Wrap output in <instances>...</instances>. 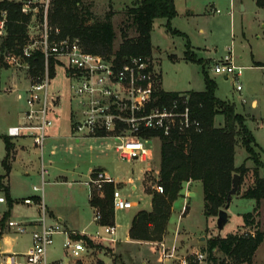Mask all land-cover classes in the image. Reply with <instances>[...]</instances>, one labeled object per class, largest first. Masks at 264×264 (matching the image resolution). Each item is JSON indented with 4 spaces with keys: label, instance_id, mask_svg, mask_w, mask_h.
Masks as SVG:
<instances>
[{
    "label": "rangeland",
    "instance_id": "rangeland-1",
    "mask_svg": "<svg viewBox=\"0 0 264 264\" xmlns=\"http://www.w3.org/2000/svg\"><path fill=\"white\" fill-rule=\"evenodd\" d=\"M88 1L94 3V12L100 17L110 8L116 11L113 21L118 34V45L122 41L120 28L126 17V9L136 0ZM176 6L178 14L171 20L170 27L167 19L158 18L152 31L151 58L155 62L161 86L167 91L204 90L205 74L208 73L217 82L216 96L234 104L236 112L245 117L262 163L258 168L259 174L264 177V66H257L258 63H264V8L259 7L256 0H176ZM189 50L196 55L197 61L187 59L186 52ZM231 50L236 64L243 66V73L239 77L218 74L214 70L216 61L224 58ZM25 78H29L28 73L15 70L0 58V174L5 173L2 166L5 155L2 132L8 126L19 124L25 110L24 100L19 99L17 91H11V88L21 89L23 84H27ZM69 84V80L64 78L63 70H57L51 90L60 98L57 107L59 117L55 120L57 126L53 127L55 136L48 140L45 149L44 162L48 174L44 186V202L53 209L58 222L63 218L60 222L62 229L83 230L94 235L101 228L95 219V210L89 204L90 186L85 182L90 180L91 171L95 168L106 171L120 180L118 187H126L123 193L130 195L129 198L138 203L128 210H116L117 234L124 241L134 215L139 210L152 209V191H156L154 186L158 183L159 176L160 141L155 140L148 162L122 159L115 149L113 139L83 138L77 141L71 136V115L77 102L69 98ZM239 84L242 86L241 90L237 89ZM255 99L258 101L257 105L253 104ZM216 124H224L223 115L216 117ZM53 149L55 153L51 155L50 151ZM39 157L40 155H34L30 163L14 164L10 175L14 197L42 196V191L34 190V186L42 187ZM247 157L245 148L238 147L236 164L239 166L246 163L249 170L242 180L239 192L232 197L228 208L231 218L224 229L220 231L217 228V216L205 214L203 185L200 181H195L189 188L185 186L183 197L174 202L171 220L162 239L166 242L177 239L180 254L190 255L192 252H204L202 249L206 247L207 240L213 236L225 237L240 230L242 233L256 231V226L244 228V214L253 212L257 203L254 199L243 197L246 188L254 183V172L257 170L254 160ZM57 175L67 176L70 183L55 184ZM129 178L135 180L138 186L136 190L124 183ZM187 191H194L195 195L189 196ZM0 196H5L2 190ZM185 204L187 210L182 213ZM6 205L7 202L0 204V211ZM34 208L31 210L35 213L36 207ZM261 211V218H256V221L259 229L264 231V200ZM31 217L13 219L29 222ZM14 234L20 237L16 248H26L29 234ZM203 237L205 239H201ZM65 238L64 233L54 236V243L47 251L50 261L58 260L60 264L65 262L67 256H72L64 246ZM119 245L109 248L102 244L99 249L89 253L98 262L97 257L101 253L110 257L115 264H161V250L154 242ZM171 264L179 263L174 261ZM252 264H264V240Z\"/></svg>",
    "mask_w": 264,
    "mask_h": 264
},
{
    "label": "trees",
    "instance_id": "trees-1",
    "mask_svg": "<svg viewBox=\"0 0 264 264\" xmlns=\"http://www.w3.org/2000/svg\"><path fill=\"white\" fill-rule=\"evenodd\" d=\"M264 8V0H256ZM94 3L88 0H52L49 11L50 24L60 31L58 37L79 38L83 48L91 53L107 57H116L123 62L133 55L152 57V31L158 18H165L170 27L171 20L177 16L175 0H136L126 9V17L121 25L122 41L116 45L117 31L114 26L116 11L110 8L105 15L94 12ZM6 17L7 34L0 38V58L5 49L21 51L29 41V23L31 15L21 10L20 3L0 0V19ZM189 60L197 61L194 53L186 52ZM201 61V60H200ZM35 68L29 74H38L43 66V56L37 52L29 59ZM257 66H264L258 63ZM51 75L55 76L52 63ZM159 77V75H158ZM206 88L185 92L167 91L157 80L156 104L170 105L174 99L188 97L191 116L200 123V127L173 130L170 135L162 131L146 130L145 136L158 135L160 140V164L158 183L164 191H152V209L139 210L130 226V237L134 241L162 240L171 220L174 202L183 197L185 184L200 181L203 185L205 214L218 216L219 210L227 204L228 193L232 188L235 173L240 174L241 183L249 167L246 163L236 164L237 148L243 147L257 165L254 183L246 188L243 197L256 200L253 212L244 214V228L256 226L253 234L241 230L225 237L213 236L207 240L202 250L206 254L204 264H243L253 263L254 256L264 240V231L259 229L256 218L260 215L264 200V177L259 174L262 166L255 150V139L245 123V117L235 110L234 104L216 96L217 82L205 74ZM224 116V124H216V117ZM6 155L3 167L6 174L11 170L12 139L4 136ZM98 169L93 170L94 174ZM116 185L105 183L102 193L94 191L90 203L101 213L98 221L101 226L115 224L116 211L113 196ZM9 197V193L6 190ZM8 215L2 220L4 224ZM85 238L90 245L93 241ZM190 264H198L191 262Z\"/></svg>",
    "mask_w": 264,
    "mask_h": 264
},
{
    "label": "built area",
    "instance_id": "built-area-1",
    "mask_svg": "<svg viewBox=\"0 0 264 264\" xmlns=\"http://www.w3.org/2000/svg\"><path fill=\"white\" fill-rule=\"evenodd\" d=\"M20 3L23 13L31 15L29 23V41L24 44L20 52L5 49L2 59L5 64L28 73L29 83L25 90L26 109L24 121L19 125L10 126L6 135L10 138L29 137L39 150L42 174L45 171L44 154L51 129L55 126L59 97L52 93L51 85L57 70L62 69L64 78L69 80V98L77 102L72 113V137L77 141L83 138L113 139L119 156L127 161L148 162L152 156V149L158 135L145 136L146 130L162 131L165 135L177 129L183 131L190 127L199 128L198 120L193 119L188 106V97L174 99L170 105L156 104L155 92L158 72L151 57L133 55L123 62L116 57H107L86 51L79 38H60L59 29L53 27L49 20L52 0H10ZM7 34L6 17L0 19V38ZM37 52L43 56V66L38 74H29L35 68L29 62ZM55 69V76L51 69ZM214 70L218 74L239 77L243 73V66L237 65L231 50L221 60L216 61ZM238 90L242 89L239 84ZM160 141V140H159ZM43 181V185H44ZM105 183L118 185L119 181L99 170L91 174L86 184L90 186V197L95 190L102 193ZM127 183L135 180L129 178ZM34 186L35 191L44 188ZM157 192L164 188L155 184ZM125 195L116 187L113 196L114 209L128 210L138 203ZM5 196H0V203L6 202ZM27 204L35 201L31 197L24 199ZM38 206L40 215L36 220L22 222L15 219L8 220V227L17 234L31 233L32 244L23 255L22 260L14 256L7 264H54L48 259V247L54 243V236L66 234L64 246L70 255L79 258L91 250L85 238H76L78 234L88 236L87 233H69L61 229L59 224L47 222V207L42 197ZM187 210L183 206L182 213ZM96 220L101 219L97 209ZM97 235L115 236L116 224L101 226ZM253 234V231H249ZM246 234L248 232H245ZM156 245L161 250V257L167 261H178L179 264L195 262L204 264L206 254L195 252L180 254L177 241L168 244L158 241ZM62 263V262H61Z\"/></svg>",
    "mask_w": 264,
    "mask_h": 264
},
{
    "label": "crops",
    "instance_id": "crops-1",
    "mask_svg": "<svg viewBox=\"0 0 264 264\" xmlns=\"http://www.w3.org/2000/svg\"><path fill=\"white\" fill-rule=\"evenodd\" d=\"M94 1H96V0H94ZM175 4H176V0H175ZM176 8H177V6H176ZM242 8L244 9V7H242ZM25 79H26L25 81L27 82V84L26 85L23 84V87L21 89L15 88V87L13 89L11 88V91H14V92L17 91L18 98L23 99L24 102H25V90H26V87L28 86V83H29L28 78H25ZM21 85H22V83H21ZM198 91H200V90H198ZM253 104L257 105L258 101L255 99L253 101ZM25 109H26V103H25ZM24 112H25V110L23 111L22 119L19 122V124L24 121ZM57 115H58L57 116V118H58L59 117L58 111H57ZM71 118H72V115H71ZM19 124H15V125H19ZM71 125H72V122H71ZM12 126H14V125H12ZM56 126H54V127H56ZM9 127L10 126H8L7 129L5 128L4 131L2 132V135H1V139L3 140V144H4L5 155H6V146H5L4 136H7L6 132H7ZM51 130L52 131L50 132V138L49 139H51L53 136H55L54 128H52ZM11 139H12L11 141L13 142L12 158H11V162H10L11 170L7 174H6V172L3 174H0V190H2L4 192L5 197L7 199L6 208L3 211H0V264H7L8 262H11L14 256H17V257H19L20 260H22L23 255L28 251L29 247H31V244H32V236H31V233L29 232V233H26V234H29L28 236L30 237L29 244L27 245L28 248L27 247L26 248H24V247L16 248L17 241L20 240V237L17 236L16 234H14L15 232H13L8 227V224H7L8 220L13 219L14 217H17V218L19 217V219H24V218L28 219L29 216H32L31 218H29L30 219L29 222L36 220L40 215V207L38 206L40 197H42L44 200V196H37V195H26L22 198H18V197L13 196L10 175H11V172L14 168V164L15 163L25 164L26 162L30 163L33 161L34 155L38 156V155H40V153H39V150L34 146L32 139H30L29 137L24 136V137H17V138H11ZM54 153H55L54 149L50 151L51 155ZM5 155H4V158H5ZM44 156H45V154H44ZM40 161H41V159H40ZM2 162H3V160H2ZM49 163L51 164L52 161H49ZM2 166H3V164H2ZM95 169H97V168H95ZM98 170H100V169H98ZM57 171H59V168H57ZM92 172H93V170L91 171V174H92ZM104 172H106V171H104ZM26 173L29 174L28 172H26ZM106 173L109 174L108 172H106ZM39 174H40V177L42 179V183H43V181L45 182L44 185L42 184L43 188H44L45 184L47 183L46 175L48 174V169L45 168V171L42 174V168H41ZM55 179H56L54 181L55 184L70 183L67 176H65V175L64 176H58L57 175ZM118 181H120V180H118ZM124 183L129 184V183H127V181ZM191 184H193V182H188L185 184V186H187V188H189ZM130 185L133 187V190H136L138 188L136 183H133ZM116 187H118V185H116ZM119 188L123 191V189H125L126 187L122 186ZM6 190L9 193V197L6 194ZM191 192H194V191H187V194L189 196H192V195H190ZM27 197L33 198L35 203H33V204L25 203L24 199ZM6 202H4V203H6ZM0 204H2V203H0ZM89 204L91 205L90 198H89ZM185 205H187V204H185ZM33 206L36 207L35 213L33 212V210L35 209ZM46 207H47V211H48L47 212V222L49 224H52V225L59 224L61 226L60 222L63 221V218H60V220L58 222L56 220V215H55V212L53 211V209L49 208V206H47V204H46ZM91 207L95 210V215H96L97 208L93 207L92 205H91ZM31 209H33V210H31ZM261 212L262 211L260 209V215L257 217L259 219L261 218ZM5 215H8V216H7L4 224L2 225V220L5 217ZM259 219H257V220H259ZM96 221L99 224L98 220H96ZM131 222H132V220H131ZM115 224H116V222H115ZM130 226H131V223L129 225L128 233L126 234V238L124 241H122L123 239H121L117 233L115 236H112V237L111 236L110 237L104 236L102 234L97 235V232L102 230V227L99 224V227L101 228V230L97 231L94 235L87 233L88 234L87 237L89 239H91L94 243V245L92 246L87 242L89 244V248L92 250H89L88 252L84 253L79 258L67 256L65 259V262H62L60 264H64V263L65 264H115L110 257H106L104 255H101V253L98 254L99 255L97 257V259H99V262H98L96 260L95 256L94 257L91 256L89 252L92 253L93 251H96V249H99V247L102 246V244L109 246V248H116V247H118V245L120 243L124 244V246H127V244L133 243V242L134 243H140V242H146V243L154 242V243H156L158 241L163 240L162 239V240H158V241H134L130 237ZM61 229H62V226H61ZM62 230H64L65 232L68 231L70 234L73 232L83 233V230H82V232L76 231V230H72V231L65 230V229H62ZM250 231H252V230H250ZM84 233H86V232H84ZM23 235L25 236V234H23ZM78 235H80V234H78ZM24 236H23V238H24ZM163 241H165V240H163ZM174 241H177V239ZM173 242L168 241L167 243L172 244ZM186 242L189 243L188 241H186ZM177 243L179 244L178 241H177ZM192 253H195V252H192ZM51 262L54 264H58V260H53ZM159 262L161 264H171L172 262L174 263V261L163 260L162 257L159 258Z\"/></svg>",
    "mask_w": 264,
    "mask_h": 264
},
{
    "label": "water",
    "instance_id": "water-1",
    "mask_svg": "<svg viewBox=\"0 0 264 264\" xmlns=\"http://www.w3.org/2000/svg\"><path fill=\"white\" fill-rule=\"evenodd\" d=\"M240 186H241L240 174L235 173L234 177H233V181H232V188L228 193L227 204L225 205V207H223L219 210V213L217 216L216 226L220 231L222 229H224L225 225L229 222V220L231 218L230 214L228 213V208L230 206L232 197L239 192ZM190 195L194 196L195 193L191 192ZM201 239H205V237H203Z\"/></svg>",
    "mask_w": 264,
    "mask_h": 264
}]
</instances>
